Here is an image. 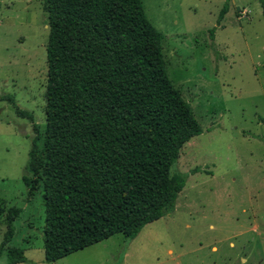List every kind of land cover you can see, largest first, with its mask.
Returning <instances> with one entry per match:
<instances>
[{
    "label": "rangeland",
    "instance_id": "obj_1",
    "mask_svg": "<svg viewBox=\"0 0 264 264\" xmlns=\"http://www.w3.org/2000/svg\"><path fill=\"white\" fill-rule=\"evenodd\" d=\"M164 36L166 72L199 123L171 174L193 169L174 210L133 240L116 235L54 264H264V19L258 0H140ZM213 31V34H211ZM48 27L42 0H0V244L6 211L21 209L5 248L46 264L40 189L22 182L46 125ZM6 98H11L12 104ZM42 149V141L38 142ZM6 264V256H0ZM28 264V263H27Z\"/></svg>",
    "mask_w": 264,
    "mask_h": 264
},
{
    "label": "trees",
    "instance_id": "obj_2",
    "mask_svg": "<svg viewBox=\"0 0 264 264\" xmlns=\"http://www.w3.org/2000/svg\"><path fill=\"white\" fill-rule=\"evenodd\" d=\"M258 1L264 19V0ZM42 11L48 27L44 134L30 113L15 114L33 124L31 177L22 182L28 199L43 192L44 261L54 264L116 235L133 240L172 212L187 178L200 170L171 174V168L202 129L168 78L164 36L140 0H42ZM21 212L6 211L0 244L6 264H29L24 250H5Z\"/></svg>",
    "mask_w": 264,
    "mask_h": 264
}]
</instances>
